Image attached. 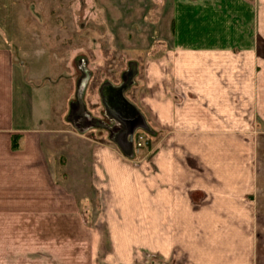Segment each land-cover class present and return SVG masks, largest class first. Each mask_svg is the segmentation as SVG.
Wrapping results in <instances>:
<instances>
[{
	"label": "crops",
	"instance_id": "0c3cea01",
	"mask_svg": "<svg viewBox=\"0 0 264 264\" xmlns=\"http://www.w3.org/2000/svg\"><path fill=\"white\" fill-rule=\"evenodd\" d=\"M100 1H109L112 20L122 23L138 12V0ZM178 1L204 8L190 9L188 28L178 6L172 24L161 20L163 28L175 27L170 46L165 34L141 46L139 29L138 37L117 24L112 30L116 52L143 54V76L103 89L107 114L120 126L103 141L65 121L73 95L70 33H46L58 40L44 48L24 45L26 34L43 32L17 29L20 0H0V264H178L183 252L196 262L204 250L224 254L223 238L203 247L207 230L244 231L252 222L247 215L264 213V0L240 16L233 0ZM245 13L250 31L214 28ZM38 55L43 66L34 65ZM36 67L48 74L39 77ZM247 112L253 127L246 126ZM231 117L243 119L234 136ZM185 135L189 144L181 142ZM139 136L147 142L141 148ZM18 229L45 230V238L8 232ZM245 249L239 240V264Z\"/></svg>",
	"mask_w": 264,
	"mask_h": 264
},
{
	"label": "rangeland",
	"instance_id": "374dc122",
	"mask_svg": "<svg viewBox=\"0 0 264 264\" xmlns=\"http://www.w3.org/2000/svg\"><path fill=\"white\" fill-rule=\"evenodd\" d=\"M233 4L236 3L235 8L238 9L237 15L243 14L240 10L247 9L248 13L252 12L253 9V0H233ZM219 6L226 3V0H217L216 2ZM104 4V3H103ZM100 0H20L19 7L16 10V28L26 31H39L43 32V36L40 38H30L29 35L21 39L22 43L25 45L30 41L41 45L43 48L46 45L54 44L58 40L55 38V35L46 34L48 32L64 30L67 33L69 32V38L66 37L70 42L71 50V92L72 97L70 101V110L69 114L65 118L68 126L77 131L88 132L93 135V138L102 139L103 141H112V134L117 131L120 126L116 125L117 122L113 121L107 114L105 103L103 100L102 91L107 88L108 85L121 86L124 85L127 80L128 83L130 79L139 82V78L143 76V65L140 61L143 57V54L138 56L128 55V57L123 53H118L114 50L112 43L113 39L111 38L112 30L117 24L120 28L124 29V32L130 33L131 35L135 33L136 29L142 32L144 35L141 46L143 45H152L158 39H162L165 34L167 45L171 42L172 33L175 29L174 25L171 24L174 22L173 13L175 12V6L178 8V13L182 17H178V20H181L185 25V28H188V18L190 9L194 8L195 10L199 8L202 10L204 6H197L198 4H192L186 1L178 0H138L137 9L138 12L132 10L128 21H116L112 20L114 16H111L109 13V1H106V5H103ZM235 4V5H236ZM211 5V3H210ZM216 7V6H215ZM215 7L210 6L211 10H215ZM217 8V7H216ZM213 10V13L215 12ZM222 10V8H219ZM226 11V9L224 8ZM227 12V11H226ZM223 12H220L222 15ZM228 13V12H227ZM115 15H117L115 13ZM142 16L144 23L139 24L138 19ZM248 14H244L243 20L236 22H227L222 23L221 26L215 25L214 28L220 29L223 24L229 26L231 31L234 32L235 26L237 30L244 32L253 28L252 21L247 20ZM165 19L166 22L171 21L170 26L165 25L163 28V22L161 20ZM160 20V21H159ZM130 24V25H129ZM162 26L161 28L159 27ZM199 24V23H198ZM200 25V24H199ZM114 28V29H113ZM16 29V30H17ZM212 29V28H211ZM163 32L158 36V32ZM123 32V33H124ZM130 35V36H131ZM132 37V36H131ZM61 40V37H59ZM133 39V38H132ZM60 46V44H57ZM85 46V50L79 51L76 55L72 54L74 48ZM170 46V45H168ZM145 55V54H144ZM146 56V55H145ZM35 57V56H34ZM40 59L35 60L37 65L45 63L43 56L38 55ZM131 58V59H130ZM42 59V60H41ZM36 73L39 77H42L47 70L41 68H35ZM236 73V70L231 71ZM65 72L64 74H66ZM235 78L237 75L235 74ZM43 78V77H42ZM73 83V84H72ZM127 84V83H126ZM48 86H43L42 91L39 94H46ZM136 88V86H135ZM133 87V89H135ZM231 92H236V89H231ZM60 97V95H59ZM55 100V103L52 104V111L54 116L57 114L58 106L61 103V98ZM63 98V97H62ZM236 104V103H235ZM44 108H40V116L46 115ZM250 111V108H248ZM230 121V134L229 136H234V131L237 132L238 122H243V119L238 117H231ZM51 123V122H50ZM59 121L54 119V126L58 125ZM65 124V122H63ZM246 126L254 125V116L253 113L247 112L245 117ZM63 124V125H64ZM60 126H62L60 124ZM251 127V128H252ZM264 128V123H263ZM253 129V128H252ZM120 134V133H119ZM233 134V135H232ZM236 135V134H235ZM221 136V135H220ZM190 136L185 135L181 138V142L184 144H189ZM217 151V150H215ZM188 153V151H187ZM153 153H151L152 155ZM150 155V156H151ZM248 201V199H247ZM251 205L254 204V199H249ZM252 217V218H251ZM252 221L250 223L251 228L248 223L244 231L231 228L227 231L221 230H207L203 240V247H209L214 245V240L223 238L224 240V254L220 251H202L198 254L197 261L191 260V254L183 252V259L178 264H203L200 262L202 259L209 261V264H239L238 257L240 254L238 251V243L240 240V246L245 245V262L244 264H264V213H255L252 215H247L246 222ZM236 226V224H234ZM233 226V225H232ZM2 232V231H0ZM8 232L14 234H20L24 239L32 240L34 238L44 239L45 230H9ZM242 234H244L242 236ZM43 247L39 246V249ZM201 247L199 246V249ZM225 249L229 254H225ZM40 256V255H39ZM196 257L195 255H192ZM22 258V257H21ZM40 258V257H39ZM195 260V259H194ZM4 264V262H1ZM16 264H46L45 261L38 262H29V260L22 259ZM143 264H161L156 263L155 261L151 263Z\"/></svg>",
	"mask_w": 264,
	"mask_h": 264
},
{
	"label": "built area",
	"instance_id": "2783aa9c",
	"mask_svg": "<svg viewBox=\"0 0 264 264\" xmlns=\"http://www.w3.org/2000/svg\"><path fill=\"white\" fill-rule=\"evenodd\" d=\"M147 145L146 138L143 136L138 137L137 147L141 148L143 146Z\"/></svg>",
	"mask_w": 264,
	"mask_h": 264
},
{
	"label": "trees",
	"instance_id": "16d2710c",
	"mask_svg": "<svg viewBox=\"0 0 264 264\" xmlns=\"http://www.w3.org/2000/svg\"><path fill=\"white\" fill-rule=\"evenodd\" d=\"M15 148H16V146H15Z\"/></svg>",
	"mask_w": 264,
	"mask_h": 264
}]
</instances>
